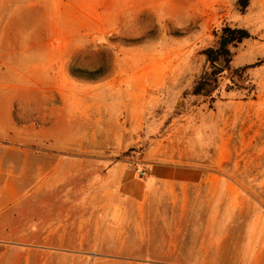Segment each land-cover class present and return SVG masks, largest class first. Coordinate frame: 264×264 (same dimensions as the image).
<instances>
[{
    "label": "rangeland",
    "instance_id": "rangeland-1",
    "mask_svg": "<svg viewBox=\"0 0 264 264\" xmlns=\"http://www.w3.org/2000/svg\"><path fill=\"white\" fill-rule=\"evenodd\" d=\"M238 2L82 0L81 40L67 54L66 84H81L82 90L83 151L91 148L89 132H95L99 148L107 146L96 155L99 175L112 164L145 170L165 161L223 168L230 180L216 197L223 205L199 209L204 224L190 228L193 234L184 239L189 247L171 254L169 240L160 235L149 248L126 250L121 239L93 240L83 238V232H68L66 239L54 235L44 244L40 224L31 231L33 219L72 220L82 210L74 199L84 192L65 191L69 201L58 206L63 192L56 190L46 195L50 206L40 199L35 207L23 198L17 209L3 211L0 264H201L206 256L196 246L199 226L209 231L210 243L228 237L242 241L236 254L233 248L225 254L211 249L209 264H251L249 243L255 226L264 225L255 222L264 221V0H246L245 11ZM153 3L160 13L152 11ZM224 24L245 28L252 37L231 48L230 70L219 75L214 91L195 96L194 86L211 69L204 51L216 46L215 35ZM71 69L86 77L73 76ZM139 90H151L145 107ZM152 90H164L156 103ZM41 98L35 96L34 102ZM108 120L112 135L103 126ZM203 198H213L212 191ZM213 214L219 215L218 223Z\"/></svg>",
    "mask_w": 264,
    "mask_h": 264
},
{
    "label": "crops",
    "instance_id": "crops-1",
    "mask_svg": "<svg viewBox=\"0 0 264 264\" xmlns=\"http://www.w3.org/2000/svg\"><path fill=\"white\" fill-rule=\"evenodd\" d=\"M6 1H0V218L3 211L17 209L23 198L35 207L40 199L43 206H50L46 195L61 190L60 206L69 201L65 191L77 196L84 192L74 199L75 207L82 205L78 217L59 216L42 223L33 219L31 231L37 232L40 224L47 245L54 235L66 239L68 232H83V238L93 240L121 239L126 250L149 248L160 235L169 240L171 254L187 249L193 224H204L199 209L223 205L216 198L229 180L223 168L165 161L145 169V178L122 164L107 166L99 175L96 155L107 146L99 148L95 132H89L91 148L83 151L81 84H66L67 54L81 40L82 0ZM156 4L152 11L160 13ZM150 91L138 92L143 107ZM152 91L158 95L153 99L156 103L164 90ZM35 96H41L42 102H34ZM109 122L103 126L112 135ZM82 175L89 179L81 181ZM76 178L78 182H70ZM211 191L213 198L204 200L203 193ZM218 217L213 214L212 221L218 223ZM210 221L209 215L205 223ZM196 232L200 235L196 246L206 256L201 264H209L211 249L225 254L233 248L236 254L242 247L235 237L210 243L203 226ZM249 246L251 264H264V225L255 226Z\"/></svg>",
    "mask_w": 264,
    "mask_h": 264
},
{
    "label": "trees",
    "instance_id": "trees-1",
    "mask_svg": "<svg viewBox=\"0 0 264 264\" xmlns=\"http://www.w3.org/2000/svg\"><path fill=\"white\" fill-rule=\"evenodd\" d=\"M238 3L241 5L243 11H245L248 6L246 0H239ZM215 36L216 46L204 51L211 69L208 73H205L194 86L192 94L195 96H207L214 91L215 86L218 83L219 75L230 70V63L233 58L231 48L252 37L247 29L232 26L230 24H224ZM71 73L75 77H86L84 76L86 72H80L79 70L75 71L74 69H71ZM97 73H100V70H98ZM89 79L97 80L98 78L92 76Z\"/></svg>",
    "mask_w": 264,
    "mask_h": 264
},
{
    "label": "built area",
    "instance_id": "built-area-1",
    "mask_svg": "<svg viewBox=\"0 0 264 264\" xmlns=\"http://www.w3.org/2000/svg\"><path fill=\"white\" fill-rule=\"evenodd\" d=\"M136 173L139 175L140 178H145L147 176V171L144 169H136Z\"/></svg>",
    "mask_w": 264,
    "mask_h": 264
}]
</instances>
